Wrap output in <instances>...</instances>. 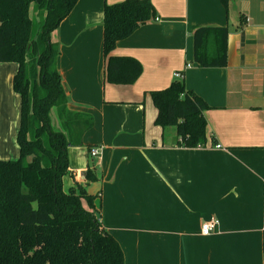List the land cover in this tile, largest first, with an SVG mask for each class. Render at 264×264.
Masks as SVG:
<instances>
[{"label": "crops", "instance_id": "crops-1", "mask_svg": "<svg viewBox=\"0 0 264 264\" xmlns=\"http://www.w3.org/2000/svg\"><path fill=\"white\" fill-rule=\"evenodd\" d=\"M123 1L79 0L54 34L69 109L94 123L69 154L73 174L98 178L86 188L125 264H264V0H233L229 17L220 0H152L158 21L113 51L143 66L130 86L105 82L104 9ZM206 26L228 27L224 69L193 61L192 34ZM16 71L0 63V91ZM179 72L209 107L206 147H182L174 128L155 124L150 93ZM211 220L218 227L204 236Z\"/></svg>", "mask_w": 264, "mask_h": 264}, {"label": "trees", "instance_id": "trees-1", "mask_svg": "<svg viewBox=\"0 0 264 264\" xmlns=\"http://www.w3.org/2000/svg\"><path fill=\"white\" fill-rule=\"evenodd\" d=\"M78 1L0 0V63L17 65L13 89L21 106L19 158L0 159V264H125L122 247L96 212L97 196L86 188L98 180L95 174L90 171L87 184H76L68 192L64 186L69 151L83 146L94 125L90 115L69 109L57 66L60 49L54 34ZM232 1L220 0L228 17ZM156 19L152 0L105 6L106 83L130 86L141 77L138 60L116 57L113 51ZM228 36V27L197 28L192 34L194 63L205 69L226 68ZM150 96L158 111L157 127L174 128L182 147L208 145L209 107L183 80ZM53 110L61 125L57 130Z\"/></svg>", "mask_w": 264, "mask_h": 264}, {"label": "rangeland", "instance_id": "rangeland-1", "mask_svg": "<svg viewBox=\"0 0 264 264\" xmlns=\"http://www.w3.org/2000/svg\"><path fill=\"white\" fill-rule=\"evenodd\" d=\"M20 117V99L14 92L12 80V89L10 87L8 94L0 91V154L3 153L7 160H17L19 158L16 136L20 129ZM51 119L54 128L57 130L56 121L58 118L54 110L51 113Z\"/></svg>", "mask_w": 264, "mask_h": 264}, {"label": "water", "instance_id": "water-1", "mask_svg": "<svg viewBox=\"0 0 264 264\" xmlns=\"http://www.w3.org/2000/svg\"><path fill=\"white\" fill-rule=\"evenodd\" d=\"M71 150H72V148H71ZM71 150L69 151V154H70ZM69 158H70V156H69ZM74 170H76V169L73 168L71 158H70V173L65 177V180H64V186H65V190L67 192L71 188L76 187V184L83 185V182L86 181V179L88 177V171L83 170L80 172L79 178H76L75 175L73 174Z\"/></svg>", "mask_w": 264, "mask_h": 264}, {"label": "built area", "instance_id": "built-area-1", "mask_svg": "<svg viewBox=\"0 0 264 264\" xmlns=\"http://www.w3.org/2000/svg\"><path fill=\"white\" fill-rule=\"evenodd\" d=\"M156 21H158V19H156ZM175 76L179 80H183V78H184V76H183V74L181 72L176 73ZM99 151L100 150H98V149L92 150L91 151L92 157L98 156L99 155ZM217 227H218V221L211 220V221H209V222H207V223L202 225V234L204 236H209L216 230Z\"/></svg>", "mask_w": 264, "mask_h": 264}]
</instances>
